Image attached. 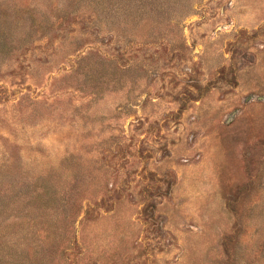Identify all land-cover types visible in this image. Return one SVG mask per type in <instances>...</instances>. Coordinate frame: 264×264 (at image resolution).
Wrapping results in <instances>:
<instances>
[{
  "label": "rangeland",
  "instance_id": "374dc122",
  "mask_svg": "<svg viewBox=\"0 0 264 264\" xmlns=\"http://www.w3.org/2000/svg\"><path fill=\"white\" fill-rule=\"evenodd\" d=\"M0 264H264V0H0Z\"/></svg>",
  "mask_w": 264,
  "mask_h": 264
}]
</instances>
